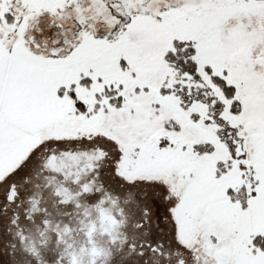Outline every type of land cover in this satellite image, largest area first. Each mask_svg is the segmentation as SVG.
<instances>
[{"label":"snow or ice","instance_id":"6c2138e0","mask_svg":"<svg viewBox=\"0 0 264 264\" xmlns=\"http://www.w3.org/2000/svg\"><path fill=\"white\" fill-rule=\"evenodd\" d=\"M0 264H264V0H0Z\"/></svg>","mask_w":264,"mask_h":264}]
</instances>
